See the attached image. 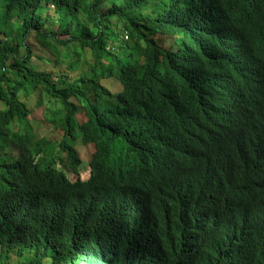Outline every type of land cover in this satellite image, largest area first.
<instances>
[{
    "label": "trees",
    "instance_id": "1",
    "mask_svg": "<svg viewBox=\"0 0 264 264\" xmlns=\"http://www.w3.org/2000/svg\"><path fill=\"white\" fill-rule=\"evenodd\" d=\"M241 60L264 0H0V264H264V187L189 153Z\"/></svg>",
    "mask_w": 264,
    "mask_h": 264
},
{
    "label": "clouds",
    "instance_id": "2",
    "mask_svg": "<svg viewBox=\"0 0 264 264\" xmlns=\"http://www.w3.org/2000/svg\"><path fill=\"white\" fill-rule=\"evenodd\" d=\"M240 62L239 72L226 91L229 106L223 114L217 140L208 146L197 142L189 147V153L197 160H211L221 174L247 173L251 182L264 187V67L259 69L258 64L251 65L249 60ZM249 144L253 146L248 149ZM81 178L88 181L90 173H83ZM141 196L144 201L154 202L153 191L143 193L139 188L134 200L144 207L150 206ZM184 211L183 208L179 214L183 215Z\"/></svg>",
    "mask_w": 264,
    "mask_h": 264
},
{
    "label": "rangeland",
    "instance_id": "3",
    "mask_svg": "<svg viewBox=\"0 0 264 264\" xmlns=\"http://www.w3.org/2000/svg\"><path fill=\"white\" fill-rule=\"evenodd\" d=\"M44 18L46 19V28L47 30H50L52 28H54L55 24H56V18L57 16L54 14L53 10H50L48 13L44 14ZM31 46L34 49V52L36 54V56H41L43 55L42 52L40 51V49L36 46V43L33 39H31L30 41ZM36 56H34L32 58L33 63H38L40 68L43 67V62L38 60V58H36ZM49 57V56H48ZM50 58V57H49ZM46 67V66H45ZM48 69V67H46ZM47 116L48 118H52L53 114L49 113V112H44V109H42V111H39L36 115V120L32 129L35 132V142L39 141L41 138H43L44 136H49L52 133V130L50 128H47L46 122H40V120L46 121L44 116ZM34 122V121H33ZM32 122V124H33ZM88 147H83L81 148V157L83 160H88L91 156V151H89L87 149ZM16 255H13L12 258H16Z\"/></svg>",
    "mask_w": 264,
    "mask_h": 264
}]
</instances>
